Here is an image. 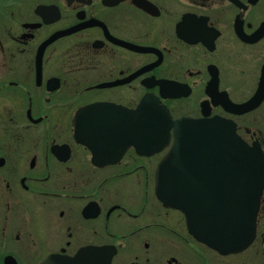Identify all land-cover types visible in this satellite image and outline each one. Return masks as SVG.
Segmentation results:
<instances>
[{
  "label": "flooded vegetation",
  "instance_id": "obj_1",
  "mask_svg": "<svg viewBox=\"0 0 264 264\" xmlns=\"http://www.w3.org/2000/svg\"><path fill=\"white\" fill-rule=\"evenodd\" d=\"M148 96L264 152V0H0V264H264V188L228 254L201 240L226 168L179 163L195 234L158 198Z\"/></svg>",
  "mask_w": 264,
  "mask_h": 264
},
{
  "label": "water",
  "instance_id": "obj_2",
  "mask_svg": "<svg viewBox=\"0 0 264 264\" xmlns=\"http://www.w3.org/2000/svg\"><path fill=\"white\" fill-rule=\"evenodd\" d=\"M145 113L149 125V142L146 146L150 152L164 149L172 134L174 137L157 170L158 198L167 207L183 210L189 232L195 234L198 224L194 221L191 192L179 189V163L207 162L214 164L221 175H224L226 168V189L216 190L214 203L210 190V214L208 224L203 229L209 237L201 240L223 254L238 252L249 245L256 234V220L264 188L262 149L247 144L231 121L221 118L174 119L157 97L148 96L139 103L136 119L143 123ZM140 136L144 137L143 128Z\"/></svg>",
  "mask_w": 264,
  "mask_h": 264
}]
</instances>
